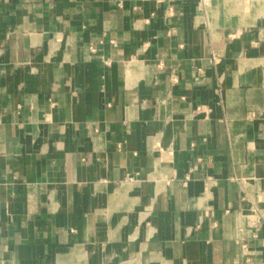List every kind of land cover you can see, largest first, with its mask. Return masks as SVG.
<instances>
[{
	"label": "crops",
	"instance_id": "1",
	"mask_svg": "<svg viewBox=\"0 0 264 264\" xmlns=\"http://www.w3.org/2000/svg\"><path fill=\"white\" fill-rule=\"evenodd\" d=\"M254 209L264 0H0V264H264Z\"/></svg>",
	"mask_w": 264,
	"mask_h": 264
},
{
	"label": "built area",
	"instance_id": "2",
	"mask_svg": "<svg viewBox=\"0 0 264 264\" xmlns=\"http://www.w3.org/2000/svg\"><path fill=\"white\" fill-rule=\"evenodd\" d=\"M93 51H95V50H93ZM263 222H264V213L261 210L254 209L252 215L248 217L249 225L252 228H254L256 231L254 234V237H257L258 230H259L260 226L263 224ZM243 232H244V229L240 228L236 242L239 245V247L241 248V250L243 251V253H249V251H250L249 242L247 240H245L244 237L242 236Z\"/></svg>",
	"mask_w": 264,
	"mask_h": 264
}]
</instances>
